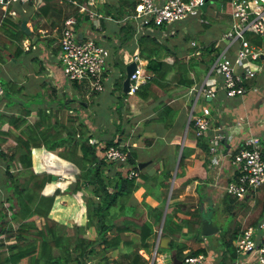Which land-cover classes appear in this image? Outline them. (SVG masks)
<instances>
[{
	"label": "trees",
	"instance_id": "16d2710c",
	"mask_svg": "<svg viewBox=\"0 0 264 264\" xmlns=\"http://www.w3.org/2000/svg\"><path fill=\"white\" fill-rule=\"evenodd\" d=\"M72 1L41 0L34 6L29 2L25 5L27 12L18 19L0 10V67L7 60L17 65L22 54L29 53V50L23 49L24 39L29 40L30 47L40 40L37 27L32 28L28 35L24 34L20 28L22 19L29 21L34 17H44L50 29L61 26L63 19L70 14L76 16L77 22L84 20L87 13L79 12L78 5L85 0H74L76 3ZM223 2L224 8L230 10L228 0ZM135 4L136 0H101L94 10L101 15L99 21L103 26L107 16L118 19L131 12ZM205 12L202 9L199 15L203 27L214 22ZM117 24L115 36L119 46H127L130 42L146 60V69L154 73L150 80L140 84L131 93L130 100L155 99L151 105L152 108L154 106V115L149 120L160 122L170 130L176 122L179 108V105L174 104L176 97L186 93L199 81L201 74L207 71L215 59L219 48L214 47V42L203 44L199 48L201 55L197 58L193 55L196 47H193L195 50L186 48L184 42L171 45L148 32L139 34L134 41L132 25L128 22ZM34 35L37 38L32 43ZM186 35L183 39H188L189 34ZM245 35L254 44L264 40L250 29ZM50 41L52 39L47 40ZM52 50L56 54L59 45ZM182 50L189 54L186 61L179 56ZM28 59L33 58L30 56ZM255 69L260 72L261 63ZM123 73L115 80V87L119 90ZM12 81L6 77L0 78L3 90L0 105L3 96L8 99L4 103L5 108H13L9 110L0 107V145L3 148L0 159L3 161L4 182L9 190L4 200L0 201V264H147L140 250L150 251L154 245V228L160 224L159 236L169 237L165 250L171 256L172 264L175 260H183L186 255L205 252L208 247L217 253L214 264H230L235 258L232 245L234 238L243 226L255 223L263 214L264 188L259 194L250 192L241 197L224 193L221 197L222 210L227 215L242 210L243 224L240 225L238 221L230 229L219 228L216 245H189V242L199 244L208 239V235L201 234L202 215L199 210L203 198L199 190L206 185L207 160L211 155L204 135L186 133V145L198 147L204 155L203 158L195 157L194 163L187 164L184 159L189 150L183 146L173 181L174 186L183 187L196 180L198 202H169L165 208V196L173 177L172 167L158 157L147 163L154 165L153 173L146 172L143 167L138 168L135 149L125 143L129 131L126 132L121 122L117 123L119 128L110 137L95 139L94 133L79 113L80 107L87 103L83 102L85 99L81 96V81L71 82L81 97H61L58 106L63 112L57 114L52 108L38 103L32 108L31 101L17 96L21 93L22 85L14 87ZM7 91L10 94L8 96L5 94ZM120 93L118 97L122 103L113 107L115 116L119 118L116 111L120 112L123 108L129 113L132 106L129 102L126 105L123 103L128 93ZM169 98L174 100L170 102ZM74 102L76 105H73ZM199 109L195 105L194 111L198 112ZM192 122L190 119L186 132L194 131ZM135 136L144 146L153 139L142 137L141 133ZM5 138L10 139L11 143L2 144ZM177 139L180 140V136ZM111 144H122L126 153L125 163H115L104 158L103 151ZM36 147H44L76 167L75 178L66 190L83 193L86 216L84 224L67 225L49 215L54 195L46 193L44 186L52 180V173L35 170L33 153ZM130 168L138 170V178L127 177ZM164 191L165 196L162 197ZM134 195L138 200H135ZM250 200H254L252 204L248 203ZM3 201L5 205H2ZM246 221L247 224L244 223Z\"/></svg>",
	"mask_w": 264,
	"mask_h": 264
},
{
	"label": "crops",
	"instance_id": "0c3cea01",
	"mask_svg": "<svg viewBox=\"0 0 264 264\" xmlns=\"http://www.w3.org/2000/svg\"><path fill=\"white\" fill-rule=\"evenodd\" d=\"M115 1L116 0H114V2ZM223 1L224 0H210L209 2L210 5H208L207 7L204 6L203 8V10L206 11L205 12L206 15L214 19V22H210L209 26L205 27V31L207 32L206 37L208 40L207 44L214 42V47H218L219 51L225 46V41L222 39V37L230 25L229 23L231 18L230 16L229 17L226 16V14H228V11L226 9L219 8L220 10H217L216 8V2H218L219 5L224 6ZM21 6L20 5L14 6V8L17 11L15 15L21 13L20 12ZM89 8L92 9L91 7ZM68 9L71 10V7H69ZM22 11L24 13L27 12V10H25V7H22ZM210 11L213 12L212 16L210 14ZM221 13L223 14L221 15ZM22 15L23 14H21L20 17ZM198 17L201 18V16ZM26 24L30 28V31H32V28H36V27L38 28V30L40 31V40L38 43H36L31 47L28 39L23 40V49L29 50V53H23L19 62H17V65H15L14 62L9 64L8 70H5L6 72L4 73L5 77L13 80L12 82L14 83L13 84L14 87H18L19 85H22L23 88L22 90H20L21 93H18L17 96L22 98L23 100L28 99L29 101H31L32 108H35L38 103L40 105L42 104V106L44 107L52 108V111H54L56 114L62 113L63 111L60 110L58 106V101L60 100V98L63 96L68 97L67 94L70 91L71 92L73 91L74 96L75 95L80 96V94H77L75 89H72L71 83L68 82L64 77L61 66L57 60V54L59 50H57V53L55 54V52L51 50L52 48H50L51 43L54 40L56 41L57 39L55 32L58 31L60 33L61 26H59L58 28L54 26V28L50 29V27L48 26V21L44 17H34L33 19H29V21H26ZM215 24L218 25V29L216 32H211L210 30ZM117 27L118 24L114 21V19H107V18H105L103 26L100 25L99 18L92 20L91 18L90 19L84 18V20H82V22L76 26L78 33L80 34L79 36L80 39L86 38L88 36H93L94 38L96 37V39L101 40L103 43L113 47V51H112L113 54L109 59V65L106 71L107 79L105 82L106 88L104 90H106L109 87V92L116 94L115 97H118L119 94H121L120 92H122L121 88L119 90L115 87L116 85L115 80L121 74L119 68L121 66L125 68L124 61L126 59V56L129 55L127 51L133 52L136 50V48L130 42L127 44V46H119L120 44H118V40L116 39L115 36L116 30L118 29ZM174 29L176 32L172 35V37L166 39L163 38L164 40L161 39L160 41L163 42L166 40V43L170 44V40H173L175 38V35L177 34L178 27H175ZM48 39H52V41L47 42ZM54 47H58V42H56V45ZM26 56L29 57L31 56L33 59L28 60L25 58ZM21 62L23 63L21 64ZM260 63H261V70L258 73L257 77L250 84L251 87H256L259 89L258 92H256L257 95H249L248 97H245L243 95V96L229 98L226 97L221 91H218L217 96L214 99L209 100V101L214 100L212 102L213 107L210 105L211 102L207 101V103L212 107L213 110L212 114L214 116V121H213L214 125L218 124L223 129V133H222L223 148L220 150V155L215 157V161L212 159L211 156H209L207 160V165H208L207 182L206 185L202 184L203 188L199 190L202 193L203 197L207 195L210 196L213 200L217 192L221 193V195L224 194L223 186L225 182L231 179L233 176V168L230 163L231 154L233 153L234 149L237 147L239 141L243 137H246L249 134H260V135L264 134V60ZM124 68H123V72H124ZM198 83H196L193 86L194 89L197 87ZM80 84L82 88L81 92L83 93L82 97L85 98V101L83 102L87 101V103L79 110V113L81 115L82 109L87 110V107L91 106L90 104H88L90 103L88 101H90L93 98L92 96L94 94H92L87 89L84 83H80ZM194 89L191 90L194 91ZM188 92L189 90L183 95L176 97L179 98L178 101L180 100L182 101V102L180 101V106L178 110L181 109V111L184 113L185 110L187 111L186 104L188 101L190 102L191 99L190 94H188ZM5 94L7 96L10 95L8 94V91ZM38 99H41V101H38ZM130 99H131L130 96H128L127 98L125 97L123 99L125 100L123 101L124 105H126V103L129 102L132 106L135 105L136 107H138L140 101H143L146 105H144L141 109L138 108V113H136L137 111H134L132 106L129 113H127V111L121 108L120 112L116 111V114H118L120 118L116 115L115 123L121 122V118L123 117V114L125 121L128 120L130 122V124L128 122V126L122 123L126 132L129 131L128 132L129 137L127 138L125 143H129L130 146L135 149L137 164L140 162H144L147 164L149 163V161H153L154 159L160 157V159H162L163 162L166 163V165L172 167L173 169V177L167 189L166 196H165V191L162 192V197L165 196V202L167 201V199H168L167 204L169 202H175V201L177 202L181 201L185 203L198 202L199 195L195 188V185L197 183L196 180L188 183L186 186L183 187L180 185L179 186L173 185L174 174L176 170L175 164H176L177 155L179 154V150L181 154L183 146L187 148L186 149L187 151L189 150V154L184 159L187 164L194 163L195 157L203 158L204 153L194 145L193 146H191L190 144L186 145L187 143L185 141L186 135L185 134L182 135L183 134L182 128H180L179 131H177V127L174 128L173 130H169L164 128L162 123L149 120L154 115V111H153L154 106L152 108L151 105L156 101L155 99L142 100L140 98H137L132 102ZM173 100H174L173 98L168 99V101L170 102H172ZM221 100H223L224 102L221 103ZM150 101L152 102L148 103ZM2 102L4 104L5 102H8V99L2 96ZM225 103L230 105V107H226V111L223 113V110L225 108L224 107ZM12 109L13 108L10 106L9 110ZM91 111H93L92 114H94L95 112L94 107L91 108ZM177 121H178V115L176 117V122ZM238 121H240L241 124L240 127H238L235 130L234 126L237 124ZM86 122L90 127V129L92 130V132L94 133L93 137H95V139L108 138L114 132V131L112 132L110 131L107 134L104 125H102L100 122H97L96 120H92V121L87 120ZM139 133L142 134V137H146V138L152 137L153 138L152 141L146 146H144L142 143L138 142V138L135 136L138 135ZM177 136H180V140L177 139ZM10 141H11L10 139L5 138L3 141H1V143L9 144L11 143ZM33 162L36 171L38 172L47 171L52 173V176L53 175L55 176L54 179H52L44 186V191L46 193H50L54 195L53 205L49 215L52 218L56 219L57 221H60L67 225L84 224L86 222V216H85L83 193L81 191L69 192L66 190L67 186L75 178V173L77 170L76 167L73 164H71L69 161L64 160L59 156H57L56 154L46 150L44 147H36L34 149ZM66 163L67 165H69V168L67 167ZM145 165L143 166V168L146 172L148 173L154 172V165L153 166L148 164L146 166ZM66 168H68V170L70 171L68 174L70 175V178L68 175H66L67 174ZM58 175H60L64 180L63 182H60L61 183L60 185L58 183L52 182L53 180H57ZM0 180H1L0 181L1 183L0 201H1L2 199L4 200V198L9 193V190L6 187L3 178L2 159H0ZM263 188L264 186H262L254 193L259 194ZM172 191L173 194H171ZM134 197L135 200H138V198L135 195ZM253 201L254 200H250L248 201V203L252 204ZM2 205H5L4 201L2 202ZM263 217H264V211L259 219ZM39 220L40 219H37V221ZM157 227H159V225ZM140 254L143 256H147V254L143 251H140ZM214 254H216V252H214ZM169 256L170 255L167 250L160 253L159 255L157 254V257L159 258L158 264H164V263L168 264L167 262L168 260H170ZM217 257L218 256L216 254V258ZM18 264H21V262H19Z\"/></svg>",
	"mask_w": 264,
	"mask_h": 264
},
{
	"label": "built area",
	"instance_id": "2783aa9c",
	"mask_svg": "<svg viewBox=\"0 0 264 264\" xmlns=\"http://www.w3.org/2000/svg\"><path fill=\"white\" fill-rule=\"evenodd\" d=\"M40 1L0 0V10L3 14L7 13L14 17L17 12L14 6L26 5L29 2L34 6ZM72 2L76 3L74 0ZM100 2L101 0H85L78 5V10L81 13L86 12L89 19H98L101 15L93 7ZM209 2L210 0H136L131 12L114 21L120 24L130 23L134 28L132 36L134 41L139 34L147 32L155 34L161 40L172 37L176 32L174 28L179 27L176 23L189 17H198L203 6L210 5ZM228 3L232 20L222 37L225 46L218 52L203 79L198 81L200 83L197 87L195 89L194 85L191 87L195 90V99L191 100L187 113L188 124L192 119L194 134L205 136L210 156L214 161L223 148V129L218 124L214 125L213 110L207 101L214 99L218 91L229 98L243 96L251 88L250 83L259 73L255 67L264 60V41L254 44L245 35L250 29L264 37V0H228ZM106 18L112 19L109 16ZM76 23L77 18L74 14L63 19L58 36L57 60L68 82L81 81L92 94L101 93L106 88V71L113 47L93 36L80 39ZM194 45L196 42L193 40L191 46ZM131 60L135 62V68L129 76L128 94L133 93L140 84L150 80L154 75L152 71L146 69V60L138 54L137 48L126 56L124 63ZM199 98L203 103L199 106V111L195 112L194 107ZM240 124L238 121L234 126L235 130ZM2 149L0 145V152ZM103 155L108 161L126 162L122 144L109 145L104 149ZM230 163L233 176L225 182L224 193L241 197L264 186V134H249L243 137L231 154ZM127 177L138 178V170L130 168ZM157 231L160 232L161 229ZM158 243L159 240L154 245L151 259L153 263ZM232 245L236 256L230 264H264V217L243 226ZM216 254L205 251L186 255L180 264H214Z\"/></svg>",
	"mask_w": 264,
	"mask_h": 264
},
{
	"label": "rangeland",
	"instance_id": "374dc122",
	"mask_svg": "<svg viewBox=\"0 0 264 264\" xmlns=\"http://www.w3.org/2000/svg\"><path fill=\"white\" fill-rule=\"evenodd\" d=\"M109 2H114V0H108ZM22 7H25V5H22ZM22 7H21V10H22ZM216 8L217 10H220L221 8L223 9L224 6H221L219 5L218 2H216ZM220 8V9H219ZM225 9V8H224ZM228 11V14H226V16H230L231 17V13H230V10H227ZM3 13V11H1ZM21 14H24L23 11H21L20 14L18 15H14V19H18L20 17ZM210 14L211 16L213 15V12L210 11ZM223 13H221L222 15ZM21 18V17H20ZM201 18L199 17H189V18H186L180 22H178V26L180 27V32H179V27H178V30H177V34L175 35V38L173 40H170V44L173 45V43L175 44H179L181 42H184L185 44V47L186 48H191L195 51H193V55L194 57H197L199 58L200 57V47L203 45V44H207L208 40H207V37H206V34L207 32L205 31V27L202 26L201 24ZM92 20V19H91ZM82 20H79L75 25L77 26L79 23H81ZM218 29V25L215 24L213 25L212 29L210 30L211 32H216ZM189 34V37L188 39H183V37L186 35V34ZM25 35H28V34H25ZM55 35L57 37L56 41L54 40L52 43H51V46L50 48H53L55 45H56V42H58V36H59V32L56 31L55 32ZM187 36V35H186ZM185 36V37H186ZM264 38V37H263ZM194 40V42H196V45H194V47H196L195 49L193 48V46H191L192 44V41ZM264 41V40H263ZM198 42V43H197ZM198 49V50H197ZM52 50V49H51ZM179 56L180 58L183 60V61H186L188 59V52L185 51V50H182L179 52ZM206 56V55H205ZM27 57L29 56H26L25 58L28 59ZM171 57H168V59H170ZM207 59V57H204ZM29 60V59H28ZM23 62H21L22 64ZM9 64H11V61L10 60H7L6 62H3V64L1 65L3 68L1 70V73H0V76L1 77H4L5 78V74H4V71L5 70H8L9 68ZM123 66H121L119 68V71L123 73ZM201 68H203V66L201 65ZM206 74V71H204L201 76L199 77V80L201 81L204 77V75ZM0 77V78H1ZM4 81V79H3ZM198 83V82H197ZM195 85V84H194ZM72 87V85H71ZM72 89H74L72 87ZM258 88L256 87H251L249 88V90H247L244 94L245 97H248L249 95H257L256 92H258ZM178 92H180L179 90H177ZM191 91V93H190ZM195 90L192 91L191 88L189 89V92L188 94H190V102L188 101L187 104H186V109L187 111L185 110V113L180 110H178L177 112V115H178V121L174 123V126L172 128H170V130H173L174 128L177 127V131L180 130V128H182V135H186L189 133H193V130H190L188 132L185 131V124L187 122V116L186 114L189 112V108H190V103L195 99ZM1 95V94H0ZM23 95V94H22ZM68 99H71L72 97H77L79 98V96L75 95L74 96V93L73 91L69 92L68 94ZM83 96V95H81ZM80 96V97H81ZM92 96V95H91ZM114 96V97H113ZM116 94L112 93V92H109V87L104 90L103 92L99 93V94H94L92 97V99L88 102V104H90L91 106L90 107H87V110L85 109H82L81 110V115L83 116V118L85 119V121L89 120V121H92V120H96L97 122H100L102 125H104V127L106 128V133L108 134V132L110 131H114L116 129H118V124L115 123L116 121V116H115V111L113 109V107H115L116 105L118 106L120 103H122V99L120 97H115ZM128 96L131 97V94H125V97L127 98ZM25 98V97H23ZM83 99H85L84 97H82ZM90 99V98H89ZM87 99V100H89ZM179 98H176V100L174 101L176 105H179L180 106V101H178ZM192 100V101H191ZM26 102H29L28 100H25ZM38 101H41V99H38ZM125 101V100H124ZM214 101V100H213ZM213 101H209L211 102V106H212V102ZM87 102V101H86ZM152 101L148 102V103H151ZM182 102V101H181ZM218 102V101H217ZM224 101L221 100V103H223ZM142 103V104H141ZM203 103L202 99L199 98L197 100V106H200L201 104ZM76 105V102L73 103V105ZM184 104V103H183ZM144 105H146L143 101H140L139 102V105L138 107H136L135 105L132 106V108L137 111L136 113H138V108H142ZM0 107L3 109L5 108V105L3 104V102L1 103ZM94 107V114L93 111H91V108ZM224 110H223V113L226 111V107H230V105L226 104L225 103V106H224ZM8 109H10V107H6ZM81 108V107H80ZM134 113V112H133ZM184 113V114H183ZM132 115V113H131ZM130 115V116H131ZM128 117V115H127ZM33 118V115L30 117V119ZM129 119V118H128ZM181 119V120H180ZM128 120L125 121V118H124V114H123V117L121 118V123L123 124H126L128 126ZM130 124V122H129ZM143 125V124H142ZM131 126V125H130ZM187 133V134H186ZM185 136V137H186ZM189 152V151H188ZM67 165V163H66ZM71 166V165H70ZM67 167L69 168V165H67ZM68 168H66L67 170V174H69V170ZM69 178H70V175H68ZM66 177V176H65ZM67 179V178H65ZM1 181V180H0ZM64 180L62 179V177L60 175L57 176V180H53L52 182L54 183H58L59 185L61 184L60 182H63ZM1 184V183H0ZM77 192V191H76ZM223 195V194H222ZM221 193L217 192L216 195L214 196V199L212 200V198L210 196H207L205 195V197L202 198V204H203V207L205 208L203 211H200L202 213V215L208 217L211 222L218 226V228H221L222 230L224 229H227L231 227V225H233V223L235 222H238L240 223V225H242L243 221L242 220V210H237V213H234L233 215H227L226 213H224V211L222 210V200H221ZM206 206V207H205ZM242 216V217H241ZM245 224H247V221L244 222ZM237 224V223H236ZM235 224V225H236ZM248 225V224H247ZM160 229L161 227H155L154 228V235L152 237V240H153V243L154 245L156 244V242L159 240L160 238ZM157 230H159L160 232H158ZM159 234V235H158ZM217 232L215 233H212L210 235H208V239L205 240L204 242H201L199 244H195V243H192V242H189V245H192V246H198V245H206L207 243H211L213 245H216L217 244ZM158 239V240H157ZM154 245L151 247L150 251L149 252H146V251H143L142 249L140 251H143L147 254V256H143L146 258L147 260V264H158V260H156V257H157V254L159 255L160 253L164 252L165 251V247H161L159 246V248H157V251H155V255L156 257L153 259L154 263L151 261L152 259V254H153V250H154ZM214 250V249H213ZM206 251H209L212 253L210 247L207 248ZM216 251V250H215ZM158 258V257H157ZM159 259V258H158ZM169 259L168 260V264H172L171 263V256H169ZM165 264V263H164Z\"/></svg>",
	"mask_w": 264,
	"mask_h": 264
},
{
	"label": "water",
	"instance_id": "95a60500",
	"mask_svg": "<svg viewBox=\"0 0 264 264\" xmlns=\"http://www.w3.org/2000/svg\"><path fill=\"white\" fill-rule=\"evenodd\" d=\"M203 8H204V6H203ZM85 18H88V16L86 15ZM20 28L22 29L24 34H29L31 32L30 28L26 24V20L25 19H22L20 21ZM79 36H80V34L78 33V37ZM36 38H37V36L34 35L32 37V42H34L36 40ZM134 68H135V62L133 60H131L128 63L125 64L124 74H123V78H122V81H121V91H122V93H128V91H129V76L134 71ZM206 99L208 100L209 97H206ZM259 100H261V99H259ZM187 125H188V121L185 124V131L187 129ZM180 149H181V147H180ZM179 159H180V150H179V154L177 155L175 167H177ZM145 164L146 163H144V162H140V163L137 164V167L138 168H142ZM54 177L55 176L53 175L52 179H54ZM167 202H168V199L165 202V208H166ZM204 209L205 208L202 205H200L199 210L203 211ZM201 215H202V213H201ZM159 227H161V224L159 225ZM200 230H201V234L202 235H210L212 233L217 232L219 230V228H218V226L214 225L208 217L202 215V221H201ZM168 241H169V237L161 236L159 238V243L158 244H159V246L166 248ZM174 262H175L174 264H180L181 263L180 260H175Z\"/></svg>",
	"mask_w": 264,
	"mask_h": 264
}]
</instances>
